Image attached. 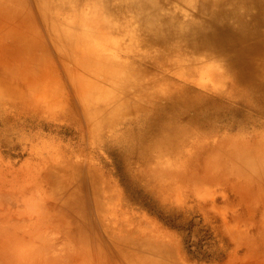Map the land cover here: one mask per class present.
<instances>
[{"label": "rangeland", "instance_id": "obj_1", "mask_svg": "<svg viewBox=\"0 0 264 264\" xmlns=\"http://www.w3.org/2000/svg\"><path fill=\"white\" fill-rule=\"evenodd\" d=\"M67 1L75 5L51 22L68 33L83 29L89 46L80 48L94 56L74 79L76 53L61 54L33 0L24 19L40 45L26 55L6 33L26 28L23 18H0V61L25 66L30 55L47 57L26 83H38L35 95L48 102L60 87L73 101L49 112L19 96L0 98V264H141L126 253L131 240L142 241L148 264H264V188L231 153L264 147V114L249 104L255 82L233 71L229 48L212 54L213 43L179 35L208 22L198 10L206 0ZM172 86L205 101L179 112L154 107L155 98L166 106ZM139 132L149 136L130 153ZM77 167L82 208L74 212L64 202L71 189L53 194L49 175Z\"/></svg>", "mask_w": 264, "mask_h": 264}, {"label": "bare ground", "instance_id": "obj_2", "mask_svg": "<svg viewBox=\"0 0 264 264\" xmlns=\"http://www.w3.org/2000/svg\"><path fill=\"white\" fill-rule=\"evenodd\" d=\"M177 1L182 2L184 0ZM33 4L39 15L44 18L50 34L56 37L55 45L61 54L64 57L70 54L62 49L76 53L75 64H77V69L72 72L73 77L71 76L74 79V77H77L76 74L79 73V68L81 67L82 71L93 56L89 54V51L82 49V46H89V42L86 38L87 35L82 32L83 29L76 31V33H68L58 22H51V18L54 17L53 15L59 16L56 10H64L66 6L70 7L75 4H70L67 0H33ZM192 8L195 9L196 7L193 6ZM253 8L257 10V13L251 15L252 10H254ZM198 10L201 11L199 16L201 18H207L208 22L204 25H200L197 21L189 24V29L191 30L188 31L187 34L180 33V37L187 40V44L213 43L216 47L210 48L212 54L214 52L220 53L219 51L224 52L229 48L233 52L230 53L229 57V65L233 68V71L240 74V77L244 78V81L255 82L250 89L252 93L251 102H249V104L258 109L260 113L264 114V0H206V3L198 7ZM31 14L29 0H0V18L11 22L20 16L23 18L26 25V28L16 27L6 32L13 35L15 44L17 48H19L17 51L21 54H25V50L28 48H34L40 45V35L37 32L36 26L31 19H29L30 21H28V23L27 20H25L26 18H30ZM30 24L31 26H29ZM80 28H82V26ZM152 42L155 43L158 41L155 38L152 39ZM14 56L16 57V54ZM182 56L184 57L185 55L181 54V57ZM210 56L212 55L210 54ZM202 57L192 58L194 60H192L191 66H198V64L202 62L200 59ZM29 59L30 61H28L25 66L20 65V63L15 66H10L0 61V87L3 89L4 93L0 92V98L5 97V99H7L9 96H19L24 98L27 104L31 102L38 108L49 112L67 108L70 109L73 101L67 97L62 87L55 93H52L54 95L52 102L46 101L47 99L43 97L38 98L35 95V88L39 86V84H27L26 79L29 77L28 73L30 69L31 71L32 68L37 69V71L40 70L47 61V57L39 58L37 55L33 57L30 55ZM183 60L184 59L181 58L177 60L178 67H180L181 62L183 63ZM256 60L261 61V63L256 64ZM23 85L25 87L20 91L19 86ZM159 93L161 94V90H158L156 95ZM185 95H189L187 87L172 86L167 92L166 106L161 105L162 101L160 98L159 100L155 98L153 100L154 102L151 104L160 110L165 108L168 109V111L173 109L179 112V110H181L179 109L180 107H197V105L200 106L205 101L201 94H198V96L195 94V98L191 101L184 98ZM162 116L164 115L161 114L156 119H163L166 126H171V123H174V120ZM156 119L153 121L144 119L143 125L152 129L156 124ZM163 128L164 127L161 128V135L165 134V130L169 127L164 130ZM148 136L149 134L139 132L137 136L131 137L128 147L130 150L129 152L133 153L139 150V147ZM258 146V143H254L248 146V148L247 146H242L239 149L231 151V153L248 161L251 165L250 169L255 176L253 181L254 185L264 188V161L260 163L255 159L264 157V147ZM246 160H242L241 162L244 168H246L245 165H243L246 163ZM78 170L79 168L77 167L73 172L61 171L63 174L62 176L49 175V179L51 180L50 187L53 194L60 195L61 193H65V189L69 192L71 189V192L64 197V202L71 205L74 212H78L82 208L81 198L79 197L81 192H79L78 189H74L72 184V182L79 180L80 174ZM127 242V244L132 245V249L130 252L126 251V253L137 257L141 264H148L138 248V244H143L142 241L131 240ZM146 243L148 244L149 242ZM151 249H154V247H151ZM19 255H25L24 251L22 250ZM2 259L4 258L0 256V263Z\"/></svg>", "mask_w": 264, "mask_h": 264}]
</instances>
